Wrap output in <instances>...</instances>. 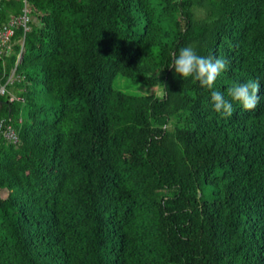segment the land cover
I'll return each instance as SVG.
<instances>
[{
    "label": "trees",
    "instance_id": "obj_1",
    "mask_svg": "<svg viewBox=\"0 0 264 264\" xmlns=\"http://www.w3.org/2000/svg\"><path fill=\"white\" fill-rule=\"evenodd\" d=\"M25 8L0 56L24 99L0 95V264H264V0H0V25ZM187 46L228 61L214 90L260 81L257 107L216 113L171 69Z\"/></svg>",
    "mask_w": 264,
    "mask_h": 264
},
{
    "label": "clouds",
    "instance_id": "obj_2",
    "mask_svg": "<svg viewBox=\"0 0 264 264\" xmlns=\"http://www.w3.org/2000/svg\"><path fill=\"white\" fill-rule=\"evenodd\" d=\"M228 61L213 56L198 55L191 46L182 47L175 55L171 69L183 80L191 78L204 89L211 91V101L216 113L231 117L234 113L233 103L241 106L243 111L254 110L259 101L260 81L249 80L246 83H233L226 92L214 90L217 78L227 69ZM227 96V98H226Z\"/></svg>",
    "mask_w": 264,
    "mask_h": 264
},
{
    "label": "built area",
    "instance_id": "obj_3",
    "mask_svg": "<svg viewBox=\"0 0 264 264\" xmlns=\"http://www.w3.org/2000/svg\"><path fill=\"white\" fill-rule=\"evenodd\" d=\"M31 18L28 13V9L25 8L24 14L20 17H13L6 24L0 25V56L10 53V43L18 28H24L25 33L30 30L29 23ZM20 82V79L16 77L15 72L10 77L6 86L0 89V95L10 96V101H24L23 98L18 97L10 93L9 87H13L16 83ZM0 135L6 139L9 143L17 145L20 143V136L17 130L8 123L6 119H0Z\"/></svg>",
    "mask_w": 264,
    "mask_h": 264
},
{
    "label": "rangeland",
    "instance_id": "obj_4",
    "mask_svg": "<svg viewBox=\"0 0 264 264\" xmlns=\"http://www.w3.org/2000/svg\"><path fill=\"white\" fill-rule=\"evenodd\" d=\"M11 45V43H10ZM116 89L119 91H123L129 94H134V95H142V96H147V95H155V96H163L164 92L161 88H151L147 86L143 87H131L127 80L123 77H119L117 82H116ZM15 95V94H14Z\"/></svg>",
    "mask_w": 264,
    "mask_h": 264
},
{
    "label": "water",
    "instance_id": "obj_5",
    "mask_svg": "<svg viewBox=\"0 0 264 264\" xmlns=\"http://www.w3.org/2000/svg\"><path fill=\"white\" fill-rule=\"evenodd\" d=\"M21 60H22V57H21ZM0 104H1V102H0Z\"/></svg>",
    "mask_w": 264,
    "mask_h": 264
}]
</instances>
